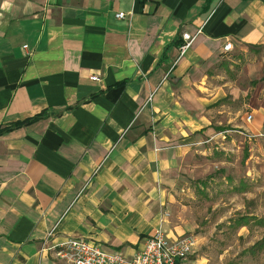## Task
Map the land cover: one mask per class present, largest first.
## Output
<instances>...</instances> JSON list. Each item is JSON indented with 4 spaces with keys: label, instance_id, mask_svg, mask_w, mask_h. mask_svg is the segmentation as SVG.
<instances>
[{
    "label": "crops",
    "instance_id": "obj_1",
    "mask_svg": "<svg viewBox=\"0 0 264 264\" xmlns=\"http://www.w3.org/2000/svg\"><path fill=\"white\" fill-rule=\"evenodd\" d=\"M226 42L264 50V0H0V127L46 112L0 134V264H66L50 247L72 237L131 257L157 227L188 233L173 209Z\"/></svg>",
    "mask_w": 264,
    "mask_h": 264
},
{
    "label": "rangeland",
    "instance_id": "obj_2",
    "mask_svg": "<svg viewBox=\"0 0 264 264\" xmlns=\"http://www.w3.org/2000/svg\"><path fill=\"white\" fill-rule=\"evenodd\" d=\"M221 62L206 79L211 135L184 158L173 217L195 237L190 264H264V126L250 130L264 111V50Z\"/></svg>",
    "mask_w": 264,
    "mask_h": 264
},
{
    "label": "built area",
    "instance_id": "obj_3",
    "mask_svg": "<svg viewBox=\"0 0 264 264\" xmlns=\"http://www.w3.org/2000/svg\"><path fill=\"white\" fill-rule=\"evenodd\" d=\"M126 15L130 13L124 11L116 13L118 18ZM198 32L199 30L196 33ZM194 35L182 33L180 56L186 52ZM23 48L28 49V45H23ZM223 48L225 52L230 51L232 43L226 42ZM91 79L95 80L97 76L92 75ZM247 119H252V115L248 114ZM195 242V237L191 233L170 237L157 227L146 237L143 247L131 257L108 251L97 241L85 237L68 238L50 248L55 256L66 264H190Z\"/></svg>",
    "mask_w": 264,
    "mask_h": 264
},
{
    "label": "trees",
    "instance_id": "obj_4",
    "mask_svg": "<svg viewBox=\"0 0 264 264\" xmlns=\"http://www.w3.org/2000/svg\"><path fill=\"white\" fill-rule=\"evenodd\" d=\"M44 116H46V112L43 111V112H41L37 115H34L32 117H27L23 120H17V121L11 122L9 124H6V125L0 127V134L7 132V131H10V130L15 129V128L30 124V123L34 122L35 120L42 118ZM241 218L244 219L245 217L242 216Z\"/></svg>",
    "mask_w": 264,
    "mask_h": 264
}]
</instances>
